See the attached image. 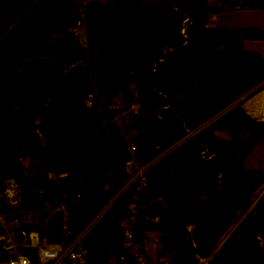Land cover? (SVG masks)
Returning <instances> with one entry per match:
<instances>
[{
  "label": "trees",
  "instance_id": "trees-1",
  "mask_svg": "<svg viewBox=\"0 0 264 264\" xmlns=\"http://www.w3.org/2000/svg\"><path fill=\"white\" fill-rule=\"evenodd\" d=\"M240 1L264 9V0H0V192L12 177L25 203H37L40 191L46 201L65 202L77 233L130 177L132 157L112 120L134 102L137 112L121 116V128L135 132L138 164L183 141L146 169L147 188L131 184L87 234L89 262L118 261L120 221L132 203L135 240L157 234L168 264H195L196 255H209L263 181L264 169L244 161L262 140L264 124L239 104L210 123L264 79L263 54L244 48L245 41H264V29L208 23ZM82 13L85 41L79 43L73 28ZM21 52L35 56L31 69H18ZM48 56L54 64L43 59ZM117 94L121 109L110 107ZM27 123L41 132L44 148L26 166L15 158L30 140ZM51 172L66 175L51 179ZM157 199L162 207L152 205ZM150 213L159 221L147 220ZM50 227L49 238H61L60 226ZM218 262L264 264V202L214 255L212 264Z\"/></svg>",
  "mask_w": 264,
  "mask_h": 264
},
{
  "label": "built area",
  "instance_id": "built-area-1",
  "mask_svg": "<svg viewBox=\"0 0 264 264\" xmlns=\"http://www.w3.org/2000/svg\"><path fill=\"white\" fill-rule=\"evenodd\" d=\"M87 1L83 0L82 4H85ZM244 9L248 8L244 7L240 1L231 10L239 11ZM216 18L215 13L210 15V20H216ZM80 28L84 32L83 13L73 28L75 34L80 31ZM84 41L83 39L82 42ZM92 100L93 93H89L86 98V105L91 106ZM237 104L241 106L250 118L264 124V79L248 92L239 96L219 114L210 118V123L220 114ZM110 107L113 108L114 105L111 104ZM137 108L138 104L132 102L118 114L123 117L125 115L128 116L136 113ZM115 117L114 115L112 120L114 123ZM206 124H203L201 127ZM118 126L120 127V135L125 141L126 148L132 157L126 163V171L130 174V177L127 180L128 182H125L124 186L75 234L69 223L71 214L65 202L52 203L46 201L44 200V192L40 191L37 203H33L31 200L25 203L22 189L17 181L12 177L7 179L4 189L0 192V264H90L88 249L84 246V239L87 234L101 220L111 207L113 201L131 184L136 182L137 190L147 188L146 169L183 141V139H180L174 142L161 150L149 162L141 165L134 158L136 144L132 136L123 131L121 128L122 123ZM261 139L264 141V131ZM65 175L60 174L57 176L51 172L49 173V178L57 179L59 176ZM77 198L80 199L81 195H78ZM263 202L264 171L263 181L252 194L246 209L238 211L232 224L217 240L209 255H196L195 264H212L214 255L221 249L231 233L241 222L245 221L249 216H253ZM129 207L131 213L120 221V226L123 230L122 247L124 252L120 254L117 262L111 264H168V256L161 255L159 252L160 244L158 237L155 238V242L150 244L148 243L150 233L146 232L147 236L143 242L135 240L133 227L138 220L135 203L130 204ZM144 216L147 220L153 222H157L160 219L158 213L145 214ZM51 223L60 226L61 238L56 240L49 238L48 233L51 229ZM46 228H48V231H46ZM187 229L190 231L191 226H188ZM256 238L258 243L262 245V238L260 236ZM192 245L195 246L193 241ZM127 256L130 257L131 263H129Z\"/></svg>",
  "mask_w": 264,
  "mask_h": 264
},
{
  "label": "rangeland",
  "instance_id": "rangeland-1",
  "mask_svg": "<svg viewBox=\"0 0 264 264\" xmlns=\"http://www.w3.org/2000/svg\"><path fill=\"white\" fill-rule=\"evenodd\" d=\"M77 3L82 2L83 0H70ZM104 1V0H100ZM160 0H142L143 3L151 4V3H157ZM210 4H214L216 0H208ZM217 18L216 20H209V24H214L215 26H223V27H259L264 29V9H244L239 11H224L222 13L216 14ZM210 21V22H209ZM77 38L78 42L82 43V40H85V33L83 32L82 28H80V31L77 32ZM244 48L246 50H263L264 49V41H245ZM16 57V65L18 69L20 70H27L31 69L30 64H32L34 61H36L35 56L30 57V55L26 53H18L15 55ZM46 61H49L51 63H55V58L52 56L44 57L43 58ZM61 66V65H60ZM69 68V67H68ZM112 104L114 105L113 108H123V96L121 94H117L112 99ZM118 109V110H119ZM115 123L118 125H121L122 118L118 113H115ZM129 116V115H128ZM125 115V119L128 117ZM127 120H124L123 123H126ZM209 122V121H208ZM129 136H134L135 132L131 131L130 133H127ZM218 136L221 138H228L227 132H219ZM30 160H25L22 163H24L26 166L29 164ZM244 165L249 168H256L261 167L264 169V141L260 140L257 145L253 148V150L250 152L248 157L244 161ZM128 181H126L127 183ZM155 238H157V234L150 233L148 243L152 244L155 242Z\"/></svg>",
  "mask_w": 264,
  "mask_h": 264
},
{
  "label": "water",
  "instance_id": "water-1",
  "mask_svg": "<svg viewBox=\"0 0 264 264\" xmlns=\"http://www.w3.org/2000/svg\"><path fill=\"white\" fill-rule=\"evenodd\" d=\"M25 134L30 138V140L24 143L21 153L15 158L16 163H22L28 159L33 160L36 152L44 148V139L41 132L34 129L29 123L25 125ZM111 183H115V175H112ZM152 205L155 207H162L163 202L161 199H157L152 202ZM46 231H48V228H46Z\"/></svg>",
  "mask_w": 264,
  "mask_h": 264
},
{
  "label": "crops",
  "instance_id": "crops-1",
  "mask_svg": "<svg viewBox=\"0 0 264 264\" xmlns=\"http://www.w3.org/2000/svg\"><path fill=\"white\" fill-rule=\"evenodd\" d=\"M247 10V9H246ZM210 22V21H209ZM252 50H254V49H252ZM257 51H259V52H261L262 54L264 53V49L263 50H257ZM219 133V132H218Z\"/></svg>",
  "mask_w": 264,
  "mask_h": 264
}]
</instances>
